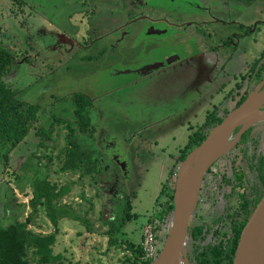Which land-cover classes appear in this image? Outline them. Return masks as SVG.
<instances>
[{"label":"rangeland","instance_id":"obj_1","mask_svg":"<svg viewBox=\"0 0 264 264\" xmlns=\"http://www.w3.org/2000/svg\"><path fill=\"white\" fill-rule=\"evenodd\" d=\"M145 4L146 7L133 13L128 0H0V47L10 49L17 60L24 49V54L29 52L35 64L23 62L18 74L13 72L6 82L18 91L22 100L42 107L40 125L47 123L50 114L73 120L71 114L64 113L71 103L57 102L59 99L74 93L89 96L95 111L92 124L97 140L81 134L74 140L85 150H98L104 180L117 178L120 182L114 187L101 183L103 173L96 180L92 176L80 178L72 173H60L67 134L61 127L55 129L47 142V150H37L36 145L42 139L32 136L27 145L22 143L12 152L7 163L0 162V223L3 225L25 221L31 212L33 172H28L31 170L22 164L36 150L42 158V172L48 174L52 183L60 187L72 184L71 193L61 204L72 206L82 220L60 222L54 247L55 254L64 256L59 264H129L135 260L136 255L127 249V244H141L144 226L157 215L158 204L164 202L166 192L175 186L176 180L171 175L175 158L188 143L192 130L202 126L208 111L222 101L213 98L216 85L208 87L205 83L206 78L214 77L213 63L218 65L230 59L229 74H240L264 52V25H259L237 47L225 49L217 59L201 58L192 63L191 69L201 68V75L190 72L185 80L173 76L172 86L167 83L122 89L137 80L146 68L160 67L157 62L168 64L173 59H185L199 53L204 44L220 45L224 40L222 35L241 33L240 25L247 28L264 21V0H145ZM91 5L97 6L90 13L91 24L97 30L85 33L87 28L80 17ZM138 14L179 23L195 18L209 23L187 31L168 26V34L157 35L153 28L149 29L152 27L149 21L140 22ZM130 19L134 22L68 61V36L85 33L87 39L95 40L98 34L107 33L116 24L124 25ZM158 24V28L165 25L164 21ZM55 41L64 46H56ZM127 200L131 201L135 216L112 244L108 222L122 214ZM211 202L199 209L200 218L206 223L221 214V207L216 209L214 200ZM29 229L43 235L55 230L43 208ZM225 229L229 234V228ZM211 239L210 229L198 244L203 247ZM188 247L194 256L191 242ZM30 261L39 264L33 253Z\"/></svg>","mask_w":264,"mask_h":264},{"label":"trees","instance_id":"obj_2","mask_svg":"<svg viewBox=\"0 0 264 264\" xmlns=\"http://www.w3.org/2000/svg\"><path fill=\"white\" fill-rule=\"evenodd\" d=\"M16 67L14 53L8 48L0 47V162L7 163L12 152L22 143L27 145L32 136L42 139L36 145L37 150L39 148L47 150L49 147L47 142L51 140L55 129L61 127L67 131V134L65 136L66 145L62 150L63 161L60 173H72L79 175L80 178L92 176V179L96 180L102 173V167L95 150H85L79 142L74 140L78 134H81L96 141V128L93 126L91 118L92 100L82 93H74L61 98L57 102L68 100L71 103V107H68L64 113L71 114L73 120L61 117L59 114H50L47 123L40 125L42 107L22 100L18 96V91L6 82V78ZM220 122L213 124L210 127L211 130ZM210 131L203 134L199 141L181 156L179 162L183 161L192 149L205 140ZM37 150L22 164V167H27L26 170H31L28 172H33L30 179L32 193L29 207L31 212L25 221L16 220L8 225L0 223V264H31V253L38 258L39 264L61 263L64 259L63 254H55L54 251L60 222L64 219L82 220L72 206L61 204L63 198L71 193L72 184L60 187L56 183H52L48 174L42 172L40 166L42 158L38 156ZM34 159H37L38 162L34 163ZM253 169L257 170L259 181L262 183L257 197L255 199L241 197L238 204L234 205L236 211L230 216L232 218L230 238L223 239L219 245L197 246L196 264H233L239 238L258 202L264 184V159L262 157L255 168L251 165V170ZM166 193L164 202L158 204L157 215L147 221V224H153L160 232L168 226V217L174 209V188ZM41 208L44 209L46 217L55 229L52 233L43 235L29 229V226L34 224L39 217ZM121 213L120 217L117 216L108 222V234L112 244H115L121 229L135 216L132 213L131 201L125 202ZM205 227L204 224L193 223L190 225V236L194 243L201 240ZM127 249L136 255L135 260L130 261L129 264L152 263L143 259L144 253L141 244L135 246L134 243L129 242Z\"/></svg>","mask_w":264,"mask_h":264},{"label":"flooded vegetation","instance_id":"obj_3","mask_svg":"<svg viewBox=\"0 0 264 264\" xmlns=\"http://www.w3.org/2000/svg\"><path fill=\"white\" fill-rule=\"evenodd\" d=\"M129 7L133 13L137 12L138 10H142L146 7L145 0H128ZM97 7V6H96ZM94 5H91L88 8L86 14H82L81 23L85 27V33L92 31L95 33L97 30V26L92 25L90 21V13H94L97 8ZM95 10H94V9ZM158 11V10H157ZM138 19H141L140 22L149 21L152 25L149 29L153 28V33L157 35H166L168 34V26L175 25L178 30H188V28H192V30L198 29L203 26L204 24H208L209 20H199L198 18L185 21L183 23H179L177 21H171L166 19L156 18V19H148L144 14L136 15ZM130 17V16H129ZM93 18V17H92ZM160 21H164L165 25L162 28H158ZM223 21V20H222ZM134 22V20L130 19L128 23L124 25H115L113 28L108 31L107 33H103L101 35H97V38L94 40L87 39L85 37V33H80L77 37L68 36V61H72V57L78 54H85L84 51H87L88 48L92 47L95 42L101 41L104 38L109 37L117 33L118 31L124 29V27L128 26L130 23ZM157 24V25H156ZM161 25V24H160ZM259 25H264V21L255 23V26L247 27L240 25L242 32L236 35L225 34L221 37L224 38L223 42L220 45H208L204 46L199 53L190 55L185 59L175 60L173 59L168 64L158 63V68L153 69V67L146 68L139 74L137 80L132 81L131 84L122 86L123 88H134V87H158L163 86V84H167L172 86L174 78L173 76L177 77V80H185L188 78V74L194 73L195 75H201L202 71L201 68H193L194 71L191 69L192 63L195 64L198 59H211V57L218 58V56L225 51L227 48L237 47L240 40L244 37H247L248 34L253 31V29L257 30ZM89 26V27H87ZM239 26V24H238ZM254 27V28H253ZM158 28V29H156ZM83 31V30H82ZM216 36V34H215ZM56 46H64L63 44L60 45V41H55L54 43ZM59 44V45H58ZM29 52L24 54V49L21 55V58L17 60L16 64L17 67L13 69L12 73L18 74V69L20 68L23 62L30 63V65L34 66L32 56H28ZM35 54V53H34ZM25 56V57H24ZM24 59V60H22ZM37 59H34L36 61ZM230 59L226 60L224 63H219L215 65V62L212 65V71L214 72L213 79L206 78V86L210 87L212 85H216V92L213 95V98L221 99L222 101L218 102V106L214 107L206 116L205 123L200 126L196 131L192 130V134L189 136L188 143L185 145L183 149L180 150V154L175 159V168L177 171L178 166L180 165L179 162L181 156L188 152L191 147L199 141L203 134L207 131L211 130V126L213 124L222 121L230 112L237 108L239 103L242 100H246L248 95L255 90L261 88L264 89V52L261 56L255 60L250 66H248L244 72L240 74L230 75L228 72V63ZM143 69V68H141ZM139 69V70H141ZM16 71V72H15ZM173 71V72H172ZM172 72V73H171ZM11 73V74H12ZM10 74V75H11ZM171 81V82H170ZM89 97V96H88ZM90 98V97H89ZM211 98L212 100H215ZM91 99V98H90ZM92 100V99H91ZM162 99H158L161 101ZM243 101V102H244ZM242 102V103H243ZM241 103V104H242ZM240 104V105H241ZM239 105V106H240ZM238 106V107H239ZM95 111L91 113V118L94 116ZM239 131L237 129L236 133ZM234 138V136H233ZM232 138V139H233ZM97 140V138H96ZM95 154L100 160V164H102V157L99 155L98 150H95ZM264 159V122L259 123L252 127L251 129L247 130L236 146L232 149V151L220 159L209 171L206 179L204 180L203 187L201 190L200 195V202L197 208L195 215L192 217L191 224H204L206 225L204 229V234L201 238L204 239L207 235V231L211 229V236L212 239L208 242L205 246L212 244V245H219L223 239H229L232 233L231 230V214L235 212L236 207L235 204H238L241 197H250V199H255L258 195L259 188L261 186V182L258 178V172L256 169L251 170V165L255 168V165L258 164L260 158ZM253 160V162H252ZM223 166V168L221 167ZM102 173L104 171L103 166ZM217 168V170H216ZM102 175V174H100ZM176 175V173H175ZM105 172L103 173V179L100 181L101 183H105L107 186L110 184L112 187L119 186L120 182L118 179H114L113 181H106L104 180ZM176 179V176H175ZM216 185V187H215ZM103 187V185H102ZM108 191V190H107ZM119 196V195H118ZM211 200H214V204L216 209L221 207V214L216 215L213 217L212 221L206 223L200 218L199 209L200 206L206 203H212ZM222 204L221 206L219 204ZM213 204V203H212ZM218 212V211H217ZM229 228L230 232L227 234L225 228ZM164 230V229H163ZM163 238V231L161 232V237L159 239V245L161 244V239ZM200 240V241H201ZM194 243L192 237L190 236L189 242L187 245V259L189 264H196V248L199 246V242ZM192 243L193 250H195L194 256H191L189 243ZM162 248V247H161Z\"/></svg>","mask_w":264,"mask_h":264},{"label":"water","instance_id":"obj_4","mask_svg":"<svg viewBox=\"0 0 264 264\" xmlns=\"http://www.w3.org/2000/svg\"><path fill=\"white\" fill-rule=\"evenodd\" d=\"M262 122L264 89L259 88L212 128L205 140L180 163L175 175L174 209L168 217L166 237L151 264H189L186 251L190 222L199 206L204 180L211 168L232 151L242 135ZM233 264H264V184L239 238Z\"/></svg>","mask_w":264,"mask_h":264},{"label":"built area","instance_id":"obj_5","mask_svg":"<svg viewBox=\"0 0 264 264\" xmlns=\"http://www.w3.org/2000/svg\"><path fill=\"white\" fill-rule=\"evenodd\" d=\"M161 232L158 231L153 224H146L143 228L141 248L143 250V259L146 261L153 262L160 250H159V239Z\"/></svg>","mask_w":264,"mask_h":264},{"label":"crops","instance_id":"obj_6","mask_svg":"<svg viewBox=\"0 0 264 264\" xmlns=\"http://www.w3.org/2000/svg\"><path fill=\"white\" fill-rule=\"evenodd\" d=\"M175 173H176V168H175V166H173L171 169L172 179H175Z\"/></svg>","mask_w":264,"mask_h":264}]
</instances>
